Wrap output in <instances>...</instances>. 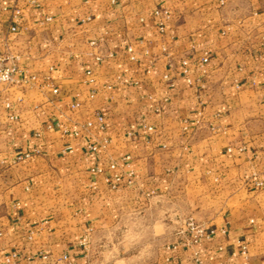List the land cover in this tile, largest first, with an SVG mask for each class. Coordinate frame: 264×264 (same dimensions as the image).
Masks as SVG:
<instances>
[{"label":"crops","instance_id":"crops-1","mask_svg":"<svg viewBox=\"0 0 264 264\" xmlns=\"http://www.w3.org/2000/svg\"><path fill=\"white\" fill-rule=\"evenodd\" d=\"M157 5L0 0V52L19 67L0 85V264H94L82 240L141 212L164 215L168 240L182 215L214 235L139 264H264V0H165L164 34ZM128 156L134 184L112 189Z\"/></svg>","mask_w":264,"mask_h":264},{"label":"built area","instance_id":"built-area-1","mask_svg":"<svg viewBox=\"0 0 264 264\" xmlns=\"http://www.w3.org/2000/svg\"><path fill=\"white\" fill-rule=\"evenodd\" d=\"M165 2V0H158V5L157 7L154 9V15L160 18V22H159V31L160 33L164 34L166 31V23L169 21V19L171 18V13L170 11L165 8L163 6V3ZM218 5L219 6H224L227 2V0H217ZM16 15L18 16L20 14L19 10L15 11ZM13 32H17V28L14 27L12 28ZM93 46L97 47L98 43L96 41L91 43ZM129 52L132 53V49H129ZM98 58H100V56H98ZM132 59L134 60L135 58L132 57ZM17 57H13L10 54L7 53H1L0 52V85H12L15 83V76L16 74L19 72V67L17 64ZM209 61V55L206 53L204 54L203 57H201L200 60V66L203 68ZM182 67H183V71L184 74H189V66L190 63L187 60L182 61ZM170 67H172V64L170 63ZM89 75L91 74L90 72L88 73ZM167 79H169V76H166ZM38 80V77L33 75L30 78L31 82H36ZM90 82H93V80H91ZM173 82V81H172ZM187 82L189 84L192 83L191 79H188ZM49 86V85H48ZM54 94H58L59 90L57 88H54L53 90ZM79 104H76L74 108L79 107ZM96 123L98 125V127L100 128V130L104 131L105 130V119L102 115H100L99 113L96 114ZM96 123L94 121H89L87 122L85 125L81 126L82 131L86 130V129H91L93 128ZM144 128H146L149 131H153L154 128L151 126H148L146 123H144L143 125ZM49 129L53 128V125H49L48 126ZM80 131L76 133V135H79ZM110 144V140L109 139H103L100 143L95 144V145H89L88 146V151L91 153H97L99 152L101 149H106L107 146ZM67 152L72 153L73 149L71 147H68ZM32 155L30 153L25 154L24 156H20L17 157V161H21L23 159L29 158ZM132 165V158L130 156L125 157L123 159H121L120 161H112L109 165V170L110 171H118V170H124V169H128L127 171L123 172L122 174L120 173H116L112 179L107 180L112 189H117L123 182V180L125 179L126 184L127 185H133L134 184V171L131 170V166ZM91 172L94 175H102L106 173V170L103 167L100 166H96L93 167L91 169ZM260 186H262V184H259ZM185 225H186V232L188 233V237L184 240H182L179 243H176L174 245V248L179 247V246H184L186 248H190V247H194L195 245L199 244L200 242L204 241V240H208L210 239L213 235H214V231L211 230H207V228L205 227L204 224L197 222L194 218L190 217L188 219L185 220ZM224 232V230H222ZM185 233V232H184ZM0 234H1V230H0ZM84 245H86L87 242V237H85V239L82 241ZM242 254L243 255H247V248L243 247L242 249ZM12 258H17V255L15 253H13V255L11 256ZM43 259H46L47 256H42ZM64 261L67 262V264H72V262L69 260V257L67 255L64 256ZM10 260V259H9ZM197 264H203L200 259H196Z\"/></svg>","mask_w":264,"mask_h":264},{"label":"rangeland","instance_id":"rangeland-1","mask_svg":"<svg viewBox=\"0 0 264 264\" xmlns=\"http://www.w3.org/2000/svg\"><path fill=\"white\" fill-rule=\"evenodd\" d=\"M163 218V214L153 212L125 215L121 225L128 224L129 230L120 226L117 236L109 232L96 244L88 236L86 245L82 242V246L88 249L94 264H139L142 257L151 256L163 247L179 243L189 236L184 222L190 217L182 215L170 220L173 229L169 240L165 238L166 233L161 227L163 221H166ZM149 241H152L151 245H139Z\"/></svg>","mask_w":264,"mask_h":264}]
</instances>
